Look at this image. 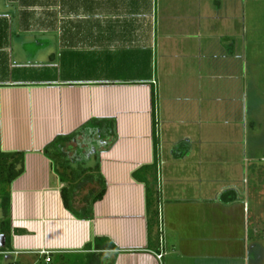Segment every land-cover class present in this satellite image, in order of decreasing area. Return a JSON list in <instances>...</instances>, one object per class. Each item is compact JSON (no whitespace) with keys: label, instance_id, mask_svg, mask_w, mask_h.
<instances>
[{"label":"crops","instance_id":"1","mask_svg":"<svg viewBox=\"0 0 264 264\" xmlns=\"http://www.w3.org/2000/svg\"><path fill=\"white\" fill-rule=\"evenodd\" d=\"M258 5L0 0V150L25 154L10 187L6 264H86L100 254L86 250L94 240L116 248L99 264H264L250 259L264 241L249 203L264 132ZM78 133L103 142L95 163L107 191L91 221L65 208L45 155ZM151 167L162 244L149 236L146 185L135 179Z\"/></svg>","mask_w":264,"mask_h":264},{"label":"trees","instance_id":"2","mask_svg":"<svg viewBox=\"0 0 264 264\" xmlns=\"http://www.w3.org/2000/svg\"><path fill=\"white\" fill-rule=\"evenodd\" d=\"M95 124L91 123L90 126H95ZM80 134L57 138L46 148L45 155L52 163L54 174L58 177L61 184L64 185L61 195L65 208L77 219L91 221L94 218V206L102 201L106 195L107 183L97 161L94 166H91L86 162L76 160L73 162L69 158V153L73 152L72 147L77 142V137ZM24 172L25 154H7L2 153L0 150V183L8 187L7 197L1 205L3 211L1 233L7 236V246L10 244V187ZM141 173L145 177H139V174L136 173L135 179L146 185L149 236H155L159 239L161 234L158 232L157 227L159 228L160 194L159 191L155 190L157 169L156 167L144 168ZM84 191L87 194L81 198V193ZM93 249L100 252V254L88 256L89 260L86 264H99V258L106 251L116 250L113 245H99L97 240H94L93 244L86 248L87 251ZM0 252H5V250ZM78 262L76 257L58 256L54 259V264H80Z\"/></svg>","mask_w":264,"mask_h":264},{"label":"rangeland","instance_id":"3","mask_svg":"<svg viewBox=\"0 0 264 264\" xmlns=\"http://www.w3.org/2000/svg\"><path fill=\"white\" fill-rule=\"evenodd\" d=\"M257 9L259 11V15L261 16L262 14L264 15V7L262 6H257ZM264 22V21H263ZM262 20L258 21V28L262 25ZM264 24V23H263ZM261 37V36H260ZM261 61H264V45L261 46ZM32 65L29 66V68ZM36 66V65H34ZM40 67V66H39ZM263 129V128H262ZM264 132H262L263 134ZM260 134L258 141H257V150H256V158H255V163H254V170H255V175L251 176L250 178V185L253 186V192H251V197L249 199V203L251 205V218L255 220L256 223V228H255V236L257 239H264V134ZM263 137V138H262ZM69 158L72 159L74 162L76 161H81V162H88L91 166L95 165V157L89 156L88 158H76L74 157V151L69 153ZM253 170V169H252ZM8 187L5 185H2L0 183V234L1 233V224L3 221V211L1 208L2 203L5 201L7 197V189ZM5 192V193H4ZM87 192L84 191L81 193V198L86 196ZM163 212V209L161 210ZM163 217L161 213V225L163 229ZM249 221V218H247ZM253 220V221H254ZM252 223V221H251ZM254 223V222H253ZM165 226V225H164ZM9 248V246H8ZM264 256V241L259 242L257 241V244H255L253 251H252V256H251V262L255 263V258L256 260H259ZM1 259V264H6L7 262L5 261V258L0 257Z\"/></svg>","mask_w":264,"mask_h":264},{"label":"flooded vegetation","instance_id":"4","mask_svg":"<svg viewBox=\"0 0 264 264\" xmlns=\"http://www.w3.org/2000/svg\"><path fill=\"white\" fill-rule=\"evenodd\" d=\"M102 140L98 136L86 138L82 141H77L73 148L74 157L76 158H88L89 156L95 157V151L98 150V146L102 145Z\"/></svg>","mask_w":264,"mask_h":264},{"label":"built area","instance_id":"5","mask_svg":"<svg viewBox=\"0 0 264 264\" xmlns=\"http://www.w3.org/2000/svg\"><path fill=\"white\" fill-rule=\"evenodd\" d=\"M159 212H160L159 222H160V234H161L160 241H161V244H162L163 243V229H162V225H161V209H159ZM41 255L44 256V257H46V262L47 263H50L51 262V258H50L51 253H49V252H42ZM157 257H158V259L161 260L163 258V254H159Z\"/></svg>","mask_w":264,"mask_h":264},{"label":"water","instance_id":"6","mask_svg":"<svg viewBox=\"0 0 264 264\" xmlns=\"http://www.w3.org/2000/svg\"><path fill=\"white\" fill-rule=\"evenodd\" d=\"M96 153V151H95ZM7 236L1 234L0 235V250H5L7 248Z\"/></svg>","mask_w":264,"mask_h":264}]
</instances>
